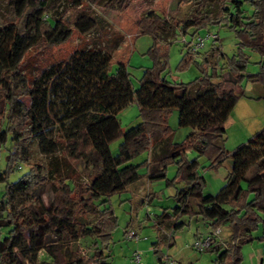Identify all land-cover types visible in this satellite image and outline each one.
<instances>
[{
	"label": "trees",
	"instance_id": "1",
	"mask_svg": "<svg viewBox=\"0 0 264 264\" xmlns=\"http://www.w3.org/2000/svg\"><path fill=\"white\" fill-rule=\"evenodd\" d=\"M18 1L6 0L3 8L11 10ZM30 1L16 16L0 10V149L9 143L0 181L20 162L29 163L31 142L44 159L5 183L0 227L8 231L0 238V264H33L39 251L46 257L38 264H110L104 248L115 216L109 207L98 204L139 178V164L132 159L142 152H146L143 162L149 180L164 178L167 164L174 162L176 171L167 183L177 178L184 182L174 195L178 204L171 212L163 209L156 215L154 225L160 234L153 245L158 264L167 258L157 248L165 237L161 222L182 213L201 215L211 228L224 222L230 225V241L212 245L216 250L213 264H240L241 243L252 239L258 220L264 250V126L229 152L232 166L215 194L202 192L204 179L197 169V156L206 154L214 166L227 154L215 140L223 138L225 121L239 97L240 79L260 82L264 99V0H247L252 7L248 15L242 8L244 0H217L215 9L211 0H185L194 11L182 20L183 33L188 27L226 25L236 35V51L231 56L219 46L210 47L199 63L200 74L186 82L161 75L167 63V50L161 44L170 42L162 36L165 20L153 10L144 12L137 25L140 33L152 37L147 49L152 65L143 69L134 88L118 76V67L112 68L110 62L123 40L122 31L89 9L99 5L121 11L130 0ZM70 7L76 10L72 22L87 16L91 31L67 55L42 67L37 76L27 77L20 69L25 53L31 47L54 43L45 33L52 30L53 19L65 17ZM38 10H51L52 15L37 26L28 25V17ZM245 47L261 56L255 72L244 73ZM196 52L186 48L179 64L192 61ZM219 59L224 63L217 69ZM133 94L140 120L122 128L116 112ZM173 108L177 109V124L192 128L181 141L173 139L168 124ZM117 137L121 140L113 153L109 144ZM187 148L196 156L187 158ZM81 162L86 171L84 183L78 181L81 174L76 164ZM46 185L51 189L49 203L41 197ZM182 224L179 220L170 223L168 245L173 242V230ZM57 231L64 233L65 242L55 239ZM84 235L91 238L86 245L92 249L88 257L80 253L78 243Z\"/></svg>",
	"mask_w": 264,
	"mask_h": 264
},
{
	"label": "rangeland",
	"instance_id": "2",
	"mask_svg": "<svg viewBox=\"0 0 264 264\" xmlns=\"http://www.w3.org/2000/svg\"><path fill=\"white\" fill-rule=\"evenodd\" d=\"M5 1L0 0V10L5 14H10L11 17L18 15L25 4L31 3L30 0H20L11 10H5L3 8L6 5ZM216 4L217 0L210 1L213 9L216 8ZM242 8L244 14L251 13L252 7L247 0L243 1ZM89 9L98 12L113 26L122 31L123 40L112 52L110 62L112 68L118 67V76L125 80L128 79L132 88L137 86L143 69L152 65V57L147 51L150 44H152V37L149 34L140 33L137 25L140 16L148 10L159 13L165 20L162 36L170 42L161 44L167 50V63L161 75L169 80L186 82L200 74L199 63L202 62L203 54L212 46H219L220 50L228 56L236 51L235 31L226 25H208L197 29L188 27L186 32L183 33L181 22L183 19L189 18L194 11L190 3L185 0H130L129 5L121 11L99 5H93ZM6 11H9V13ZM75 11V8L70 7L65 12V17L59 18L57 16L53 19V28L45 33V37L54 43L31 47L25 53L20 69L27 77L37 76L42 67L67 55L81 43L82 35L91 31L92 22L87 16H81L75 22H72ZM51 15V10L46 12L35 11L28 17L27 24L37 26L41 19ZM70 29H72L71 34L66 39ZM207 31L217 32V39L212 42L211 38H207L203 46L199 47L193 55V60L185 65H180L179 62L186 51L182 39L190 41L197 34L205 35ZM243 52L247 56L244 73L258 70L261 60L259 53L248 47L243 48ZM223 63L224 61L219 59L217 69ZM218 72H223L224 76L227 75L225 69H220ZM127 74L129 78H127ZM236 90L239 97L225 121L223 138L215 140L218 145L227 151V154L214 166L210 164V159L206 154L197 156V169L204 179L202 185L204 194H215L223 185L225 176L232 166V158L229 152L246 142L250 136L264 126L262 84L243 77L238 82ZM116 118L122 128H127L140 120L139 108L134 94L132 100L116 112ZM168 124L173 129V139L176 141L183 140L192 130L188 126L177 124V109L175 108L169 112ZM120 140L121 138L117 137L110 142L109 147L113 153L117 152ZM7 145L9 143L0 149V171L6 166L5 153L7 152ZM185 156L192 158L196 156V152L187 148ZM145 157L146 152H142L132 159L133 163L139 164V178L128 184L124 189L109 194L106 196L105 202H99L98 204L100 208H103L104 205L109 207L115 216V225L111 229L110 240L104 248L105 252H109L110 264H132L130 255L133 250L140 253V264H158L153 245L159 239L160 234V231L154 225L156 215L163 209L169 212L172 211V208L178 204L174 195L177 189L184 186V182L179 178L167 183V180L172 179L175 174L176 164L174 162L167 164L164 178L149 180L143 162ZM39 159L43 160L44 155L38 150L36 143L31 142L29 144V163L20 162L18 167H13L8 171L6 179L0 181V197L3 194L6 182L14 181L28 169L31 163ZM76 167L81 174L78 181L80 183L86 182V171L83 163H77ZM41 197L45 203H49L51 198L49 186H45ZM91 214V212L88 213V216H91ZM174 220H179L183 224L173 230V242L168 245V234L171 232L169 225ZM161 224L160 230L165 234V237L164 239L161 238L157 248L174 264H213V259L216 257V250L213 249V246L202 251L191 247V243L196 237H200L213 229L202 219L201 215L182 213L171 216ZM219 228L220 232L215 237L213 245L223 246L230 241L231 228L227 222L221 223ZM125 230L136 232L139 239H126L124 236ZM7 231L8 227H0V238ZM261 231L262 223L261 220H258L257 226L251 231L252 239L241 243L240 264H264V250L262 242L258 238ZM54 237L57 241L65 242L63 232H55ZM90 240L91 238L84 235L80 237L78 242L81 246L80 253L85 254L86 257L91 254L92 250L86 247ZM45 257V253L39 251L37 261L33 264H38L39 260Z\"/></svg>",
	"mask_w": 264,
	"mask_h": 264
},
{
	"label": "built area",
	"instance_id": "3",
	"mask_svg": "<svg viewBox=\"0 0 264 264\" xmlns=\"http://www.w3.org/2000/svg\"><path fill=\"white\" fill-rule=\"evenodd\" d=\"M207 38H211L212 42H214V40L217 39V32L207 31L205 35L197 34L194 38H191L190 41H185L184 38L182 40L184 41L186 48H189L190 50L195 52L199 49V47L203 46L204 41ZM219 232V227L211 229V231H209L208 233L195 238L191 243V247L198 251H202L206 248L211 247L215 242V237L219 234ZM124 236L126 239H139L136 232L132 230H125ZM130 259L132 264H140V253L137 250H133L130 255ZM164 264H174V262L172 260H169L167 257Z\"/></svg>",
	"mask_w": 264,
	"mask_h": 264
}]
</instances>
